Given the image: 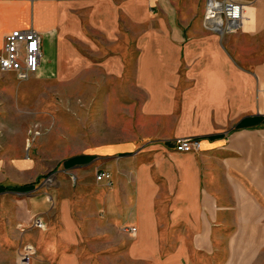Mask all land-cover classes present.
<instances>
[{
	"label": "crops",
	"instance_id": "obj_1",
	"mask_svg": "<svg viewBox=\"0 0 264 264\" xmlns=\"http://www.w3.org/2000/svg\"><path fill=\"white\" fill-rule=\"evenodd\" d=\"M189 5L0 0V56L14 30L40 37L33 83L100 74L107 91L141 96L123 107V143L68 158L50 192L26 203L27 225L45 226L24 234L35 233L22 244L36 247L31 264H264V52L249 64L235 47L264 37V0L223 36L205 26V6ZM177 138L199 149L176 152Z\"/></svg>",
	"mask_w": 264,
	"mask_h": 264
},
{
	"label": "rangeland",
	"instance_id": "obj_2",
	"mask_svg": "<svg viewBox=\"0 0 264 264\" xmlns=\"http://www.w3.org/2000/svg\"><path fill=\"white\" fill-rule=\"evenodd\" d=\"M235 1L245 8L255 3V0ZM204 2L190 0V10L198 4L205 6ZM180 9L182 12L183 8ZM242 41L235 45L241 61L250 64V57L264 52V43L261 44L264 37L255 42ZM110 83L111 87L118 85L113 80ZM104 84L103 76L97 74L73 84L57 86L52 82L41 86L33 83V79L20 81L0 71V186L34 187L22 194L11 191L0 194V264H17L22 244L35 237V233L24 236L30 229L26 203L50 192L57 175L52 170L95 146L123 143V107L130 111L131 97L140 101L141 96L133 89L127 95L112 92V88L107 91ZM13 163H26L27 167L13 168L10 166ZM37 255L35 250L33 259Z\"/></svg>",
	"mask_w": 264,
	"mask_h": 264
},
{
	"label": "built area",
	"instance_id": "obj_3",
	"mask_svg": "<svg viewBox=\"0 0 264 264\" xmlns=\"http://www.w3.org/2000/svg\"><path fill=\"white\" fill-rule=\"evenodd\" d=\"M245 7L235 0H205L204 24L217 31L221 36L233 34L239 29L244 17ZM41 59L40 37L34 30H14L5 37L3 53L0 56V71L14 73L18 80L25 81L37 73ZM176 152L187 153L199 149V140L194 138H177L173 141ZM96 182L112 185L111 174L100 171L95 174ZM28 227L45 230L38 218H34ZM24 231L22 225H19ZM126 232L134 233L135 228H126ZM34 247L25 244L19 250L17 264H31Z\"/></svg>",
	"mask_w": 264,
	"mask_h": 264
},
{
	"label": "trees",
	"instance_id": "obj_4",
	"mask_svg": "<svg viewBox=\"0 0 264 264\" xmlns=\"http://www.w3.org/2000/svg\"><path fill=\"white\" fill-rule=\"evenodd\" d=\"M33 185H24L21 187H17V188H10V189H6L4 187H0V193L1 192H5V191H13V192H18V193H26L29 192L31 190H33Z\"/></svg>",
	"mask_w": 264,
	"mask_h": 264
}]
</instances>
